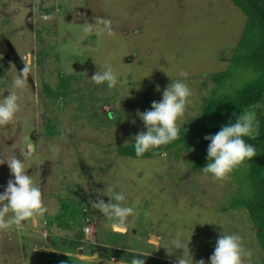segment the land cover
I'll return each mask as SVG.
<instances>
[{
  "label": "rangeland",
  "instance_id": "rangeland-1",
  "mask_svg": "<svg viewBox=\"0 0 264 264\" xmlns=\"http://www.w3.org/2000/svg\"><path fill=\"white\" fill-rule=\"evenodd\" d=\"M95 17L110 19L113 34L85 32ZM247 28L231 0H0V99L16 91L20 106L0 126V159L24 158L50 210L35 224L0 230V264H130V253L178 264L183 249L168 247L182 230L193 264H210L224 233L242 237L246 264H264L248 212L232 207L250 194L247 165L217 181L184 150L133 159L119 149L145 130L137 113L181 73L193 91L183 130L215 94L255 81L254 68L234 63L247 51L244 37L257 41ZM109 63L118 88L89 80ZM24 68L26 86L16 89ZM223 72L228 79L217 85ZM10 179L7 164L0 166V192ZM117 192L135 209L124 233L91 206Z\"/></svg>",
  "mask_w": 264,
  "mask_h": 264
},
{
  "label": "clouds",
  "instance_id": "clouds-1",
  "mask_svg": "<svg viewBox=\"0 0 264 264\" xmlns=\"http://www.w3.org/2000/svg\"><path fill=\"white\" fill-rule=\"evenodd\" d=\"M111 20L106 17H95L93 23L84 25L85 32L98 30L100 34H113ZM24 68L17 74L14 80L16 89L26 86ZM184 79L171 82L162 92V99L154 101L151 109L138 112L137 115L144 124V131L134 137V151L137 157L145 153L168 145L180 137L181 127H184L188 115V107L191 104L193 91L189 83L185 82L187 73H181ZM96 85L106 84L108 89L120 86L119 73L109 63L99 67L91 79ZM157 91H161L157 87ZM16 91H9L8 95L0 99V126L15 120L20 106ZM258 114L264 115V99L257 100L234 114V120L221 127L215 135L205 136L208 141L207 165L202 169L211 178L217 181L227 180L237 169L245 166L257 156V149L249 143L260 135L261 121ZM135 124V120L132 121ZM35 147L29 145V152L35 154ZM7 164L11 176L7 187L0 192V230H7L12 225L22 226L25 221L33 224L38 218L49 213L48 207L43 200V192L40 185L28 175L25 160L18 159L12 154L8 159H0V166ZM110 202L98 199L91 206L103 216L112 219V229L118 233H124L127 227L135 219V209L126 203L127 197L123 192H117L110 197ZM175 243L170 244L168 249H183L184 255L178 264H193L189 252V238L184 231H180L174 237ZM191 240V238H190ZM251 252L244 248L242 237L238 234L224 233L216 242L213 254L209 258L210 264H246V259ZM138 257H146L137 254L131 259L130 264H145V260ZM94 260H98L93 255ZM198 264H205L203 259Z\"/></svg>",
  "mask_w": 264,
  "mask_h": 264
},
{
  "label": "trees",
  "instance_id": "trees-1",
  "mask_svg": "<svg viewBox=\"0 0 264 264\" xmlns=\"http://www.w3.org/2000/svg\"><path fill=\"white\" fill-rule=\"evenodd\" d=\"M247 18V30L252 31L257 39L255 44L246 43V37L240 47L247 50L238 55L234 63L237 65L251 66L258 72V78L244 85L233 94L214 95L206 102L201 114L193 120L192 127L188 130H180V137L172 143L161 146L159 149L145 153L137 157L134 151V143L120 146L121 155L133 159H149L162 156L172 151L184 150L194 154L195 159L199 157L201 168L207 165L208 141L205 136L215 135L221 127L234 120V114L250 105L251 103L264 99V0H231ZM247 45V46H245ZM249 46V47H248ZM229 72L217 74L213 81L217 84L225 83ZM223 82V83H222ZM219 87V86H218ZM220 88V87H219ZM218 91V88H216ZM215 93H217L215 91ZM260 124V135L249 141L256 149L257 156L247 165V179L251 184V191L247 196H241L233 203L234 209L246 210L253 224L254 233L264 251V115L258 114ZM137 254L130 253L129 262ZM119 257V251L115 256ZM145 260V264H156L149 256L138 257Z\"/></svg>",
  "mask_w": 264,
  "mask_h": 264
},
{
  "label": "built area",
  "instance_id": "built-area-1",
  "mask_svg": "<svg viewBox=\"0 0 264 264\" xmlns=\"http://www.w3.org/2000/svg\"><path fill=\"white\" fill-rule=\"evenodd\" d=\"M86 232H87V233L89 232V228L86 229Z\"/></svg>",
  "mask_w": 264,
  "mask_h": 264
}]
</instances>
